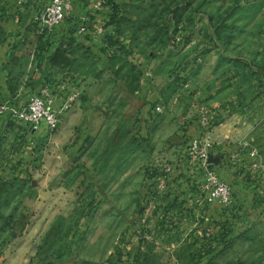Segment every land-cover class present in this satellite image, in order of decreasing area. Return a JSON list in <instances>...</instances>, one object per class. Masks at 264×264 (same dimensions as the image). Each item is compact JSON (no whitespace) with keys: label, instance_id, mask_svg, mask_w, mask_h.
Returning <instances> with one entry per match:
<instances>
[{"label":"rangeland","instance_id":"obj_1","mask_svg":"<svg viewBox=\"0 0 264 264\" xmlns=\"http://www.w3.org/2000/svg\"><path fill=\"white\" fill-rule=\"evenodd\" d=\"M13 1L0 0V44ZM71 1L65 26L96 0ZM50 2L27 0L31 45ZM88 13L102 24L86 36L47 34L53 49L81 48L60 51L47 82L78 96L58 131L37 127L23 178L0 180V264H264V0ZM203 110L219 140L209 172L189 155ZM211 173L228 205L210 200Z\"/></svg>","mask_w":264,"mask_h":264},{"label":"crops","instance_id":"obj_2","mask_svg":"<svg viewBox=\"0 0 264 264\" xmlns=\"http://www.w3.org/2000/svg\"><path fill=\"white\" fill-rule=\"evenodd\" d=\"M21 2L22 4H20ZM94 2L92 1L90 6L86 7L85 12L81 11L76 27L72 25L75 22L71 21L66 26L64 25V28L66 27L65 30L62 27L59 28L63 30L60 36H58L59 39L67 35H77L76 31L83 22V19L86 20L87 24L90 22L97 23L95 27L102 24L101 19L98 17L93 19L92 13H88L92 11ZM13 3L16 7L14 6L8 12V15H13V17L7 23H4L7 27L5 26L3 29L6 37L8 36L9 38L0 44V104L7 102L23 104L29 100L32 93L47 86L48 81L61 78L62 75V72L57 70V68H53L47 60V56L51 54L53 46L48 47L42 59L39 60L37 59L39 40H36L33 45L27 42V39L30 41L32 35L36 36V33L28 32L27 27L23 26L25 24L24 20L29 18V21H31L34 17L33 14L36 11H32L31 9L33 4L27 3V0H18V6L16 1H13ZM41 34L47 35L48 32ZM41 34L39 33V36ZM80 49L77 48L75 51L71 48L70 51L77 52ZM43 60L46 61L45 64ZM38 64L41 65L40 69L38 68ZM50 75L53 76L50 77ZM64 80L62 79L61 83ZM29 84L34 85L29 86ZM34 88H36L35 91L33 90ZM65 88V86L64 88L63 86H51V91H55V95H57L56 99L58 98L60 104L63 99L69 96V91L67 92ZM36 129L14 122L5 115L0 117V180H7L10 176H20V172L27 169L31 154H33L31 146L33 147L34 145L32 141H34V138L38 134L36 133ZM213 132L214 140L219 141L216 139V129ZM20 177L21 179L23 178V176Z\"/></svg>","mask_w":264,"mask_h":264},{"label":"built area","instance_id":"obj_3","mask_svg":"<svg viewBox=\"0 0 264 264\" xmlns=\"http://www.w3.org/2000/svg\"><path fill=\"white\" fill-rule=\"evenodd\" d=\"M110 0H96L92 5V12H101L106 8ZM22 4V2L20 3ZM74 13V5L71 0H51L44 12L37 18L42 28L41 33L53 32L62 27L68 17ZM88 24L85 19L80 24L77 35L86 36L89 34ZM55 95L51 91V87L44 86L40 90L31 94L29 100L23 104L7 102L0 104V117L7 116L14 122L27 126L28 128H37L42 124H46L52 132H56L61 127L62 116L68 113L76 102L78 93L69 95L65 98L60 109L55 108L56 99L51 96ZM158 111H162L158 108ZM199 137H195L189 143V155L193 161H200L206 171H210L209 158L215 154L214 145V129L212 126V112L203 110L199 115ZM214 151V152H213ZM253 156H258L255 150ZM211 173L210 177L217 186L216 191L212 193L211 201H216L221 205H228L231 200V194L226 185L217 181V177Z\"/></svg>","mask_w":264,"mask_h":264},{"label":"trees","instance_id":"obj_4","mask_svg":"<svg viewBox=\"0 0 264 264\" xmlns=\"http://www.w3.org/2000/svg\"><path fill=\"white\" fill-rule=\"evenodd\" d=\"M76 24V23H75ZM75 26V25H74ZM77 32V31H76ZM46 35V34H43ZM43 35H40L39 37V48L37 50V59H42L44 56V52L47 51L49 40L46 38V36L43 37ZM61 44V43H60ZM58 44V46L55 49H52L51 54L47 57L48 63L53 67L56 68L57 66H60L61 63L58 61V59L62 56L60 55V51L63 55H68V53H71L70 49L72 48L73 44ZM60 55V57H59ZM59 57V58H58ZM38 68L40 69L41 66L38 65ZM214 168V166H210V169Z\"/></svg>","mask_w":264,"mask_h":264},{"label":"water","instance_id":"obj_5","mask_svg":"<svg viewBox=\"0 0 264 264\" xmlns=\"http://www.w3.org/2000/svg\"><path fill=\"white\" fill-rule=\"evenodd\" d=\"M209 164L218 166L220 164V159L214 158L213 155H211L209 158Z\"/></svg>","mask_w":264,"mask_h":264}]
</instances>
